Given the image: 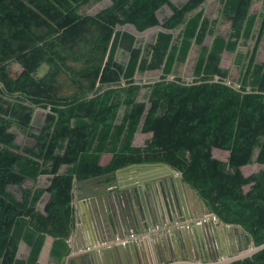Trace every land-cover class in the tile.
<instances>
[{"label":"trees","instance_id":"trees-1","mask_svg":"<svg viewBox=\"0 0 264 264\" xmlns=\"http://www.w3.org/2000/svg\"><path fill=\"white\" fill-rule=\"evenodd\" d=\"M103 1L0 0V264H42L48 236L51 256L64 264L74 177L133 163L170 164L212 214L240 224L248 244L264 243V60H257L264 10L251 11L253 0H221L230 22L223 33L220 20L206 14L208 0H108L89 10ZM127 25L161 30L144 41ZM194 45L187 81L178 72ZM225 53L236 54L237 88L224 82H235L222 64ZM155 70L158 78H141ZM29 104L50 110L37 130ZM14 128L34 145L18 143ZM139 131L153 135L135 146ZM214 148L229 151L228 160ZM105 153L112 157L102 164ZM254 163L262 168L246 175L242 167ZM42 175L47 186L23 187ZM22 240L31 248L25 258L17 257ZM228 264H264V249Z\"/></svg>","mask_w":264,"mask_h":264},{"label":"water","instance_id":"water-1","mask_svg":"<svg viewBox=\"0 0 264 264\" xmlns=\"http://www.w3.org/2000/svg\"><path fill=\"white\" fill-rule=\"evenodd\" d=\"M188 57L192 56L189 54ZM173 78L171 75L170 79ZM193 78L191 76L187 81ZM214 81H219V78ZM224 82L236 88L239 86L238 82L232 83L231 80ZM122 84H125V79H122ZM250 91L249 88L247 92ZM29 105L36 112L50 111ZM130 170L131 179L120 178V174ZM101 178L112 180L105 181L103 186L95 184ZM72 191L75 222L68 239L69 252L64 259L65 264H153L151 260L154 259H157L155 264H228L264 249V243H247L246 232L240 224L225 223L219 218L200 222L199 217L211 214L206 202L183 179L180 171L165 162L133 163L85 180L74 177ZM198 203L203 211L197 214L189 212L192 206L198 210ZM186 221L192 222L185 225ZM156 225L163 229L151 231ZM81 228L86 233L83 234ZM148 231L147 246L142 237L125 244L118 242L130 232ZM228 232L231 244L225 241ZM75 235L82 238L78 245L74 241ZM46 247L47 240L41 253Z\"/></svg>","mask_w":264,"mask_h":264},{"label":"rangeland","instance_id":"rangeland-1","mask_svg":"<svg viewBox=\"0 0 264 264\" xmlns=\"http://www.w3.org/2000/svg\"><path fill=\"white\" fill-rule=\"evenodd\" d=\"M175 1H179V0H175ZM108 3V0L103 1L101 3H96L94 4L89 10L91 12H96L97 10H99L100 8L104 7L106 4ZM221 8H222V3L221 0H208V2L206 3V14L209 15L211 18H218L220 20V24H219V30L223 33H226L230 27V22L228 21H224L223 17H222V13H221ZM251 11H256L259 12L261 10H264V0H253V3L251 4L250 7ZM166 13L170 12V9L167 7L165 9ZM162 17V16H161ZM124 28H128L129 30L133 31L134 33L138 34L140 37H142V39L144 41H153L156 37L157 31L159 28L161 27H156V28H152L146 32L140 33L138 32L134 26L132 25H127ZM212 39V36H208L206 43H210V40ZM250 44H253V41L250 42ZM196 45L193 46V48L191 49L190 55L192 57H189V59L186 61V63L181 64L179 67V74H182V76L185 79H188L189 77L193 76V65H194V52L196 53L197 50ZM245 49L247 50L248 48H244L243 51L245 52ZM120 54V58L123 61L127 60L128 54L126 52V49H122ZM235 58H236V54L235 53H227L226 55H224L223 58V66L224 67H229L230 68V75H231V79L233 81H237L239 75H240V69L239 67H237L234 62H235ZM258 61H263L264 60V42L262 43V46L259 48V52H258V57H257ZM17 67V66H15ZM160 74V70H155V71H151L148 72L146 74H144L143 76H141V78H143V80H154L156 78L159 77ZM138 79L140 78V76L137 77ZM40 115H45L46 112H44L43 110H38L37 112ZM14 130L16 131L17 134V142L20 143L21 145H25V146H31L34 143L33 139L30 138H26L27 136L24 135V133L18 129V128H14ZM147 137L146 140H150L149 135H144L142 136V138ZM216 157H223V154L220 155L218 151L215 150V154ZM221 159V158H220ZM261 167L260 164H252L250 166H248L246 169H244V173L246 175H248L251 171L253 170H258ZM250 186H246L245 190L247 191L249 189ZM242 243V241H241Z\"/></svg>","mask_w":264,"mask_h":264},{"label":"crops","instance_id":"crops-1","mask_svg":"<svg viewBox=\"0 0 264 264\" xmlns=\"http://www.w3.org/2000/svg\"><path fill=\"white\" fill-rule=\"evenodd\" d=\"M133 32V31H132ZM212 40V39H211ZM210 40V41H211ZM254 42L255 41H253V44H254ZM252 44V45H253ZM123 49V48H122ZM121 49V50H122ZM125 49V48H124ZM121 52V51H120ZM245 52H247V50L245 49ZM224 55H226V53L224 54ZM195 58H196V53L194 52V58H193V60H194V62H195ZM188 59H189V57H188ZM187 59V60H188ZM227 68H229V67H227ZM160 75V74H159ZM45 116V115H44ZM43 116V117H44ZM45 119V118H44ZM43 119V120H44ZM42 123H44V122H42ZM25 135V134H24ZM144 135H149V137L148 138H152V133H144V132H142V131H139V132H137L136 134H135V137H134V140H133V144L135 145V146H142V145H145L146 143H147V141L148 140H146L147 139V137H144V138H142V136H144ZM35 143V142H34ZM34 143L32 144V145H34ZM215 150L216 151H218L219 152V154L220 155H222L223 154V157H218V158H221V159H223V160H228V158H229V151H227V150H221V149H218V148H214V150H213V153L215 154ZM111 157H112V155L111 154H109V153H105L103 156H102V159H101V163L102 164H107L109 161H110V159H111ZM149 163H155V162H149ZM255 164V163H254ZM258 164V163H257ZM252 165V164H251ZM248 166H250V165H245V166H243L242 167V169H243V172H244V169H246ZM262 168V165H261V167L258 169V170H253V171H251L248 175H250V174H252V173H254V172H257V171H259L260 169ZM155 170V169H154ZM132 170H130V171H128V172H124L123 174H120V178H124V179H131L132 178V173H130ZM138 173V172H137ZM140 174V173H139ZM48 176V175H47ZM124 176V177H123ZM134 176H136V175H134ZM48 179H49V177H46L45 175H42V176H40L39 177V179L37 180V181H34V180H27L26 182H25V184L23 185V187H35V186H37V185H40V186H47L48 185ZM112 180V178L111 179H107V180H103L102 178L101 179H98V180H96L95 181V184H98L99 183V185L100 186H103V184L105 183V181H111ZM13 189L17 192V197L19 198V199H21L22 198V194H21V190H20V188L19 187H17V186H14L13 187ZM82 190H84V188L82 189ZM49 197H50V194H48V193H46L45 194V197L43 198V201L45 200V202L43 203V204H41V203H39V207L41 208V209H43L44 208V206H45V204H46V202L48 201V199H49ZM80 204H82V201H81V203ZM203 211V208L201 207V205L198 203V210H196L193 206L192 207H190L189 208V212H191L192 214H197V213H200V212H202ZM212 214V213H211ZM75 219V218H74ZM163 229V228H162ZM81 231L83 232V234L84 233H86V230L84 229V228H81ZM159 231V230H158ZM145 233H150V231H148V232H144V233H139V237L141 238L142 237V239L145 241V244H146V246L148 245L147 243H148V241H147V239H149L146 235H145ZM237 237H239V239H240V236L239 235H236ZM227 237H228V239L226 238L225 239V241L226 242H228L229 241V243L231 244V241H232V238H231V234L228 232L227 233ZM75 240V242H76V244L78 245V243H81L82 242V238H80L79 237V235H75V238H74ZM47 247L44 249V251H43V253H41L40 254V257H39V262L40 263H42V264H58L57 262V260L55 259V258H53L52 256H51V248H52V245H53V242H54V237H52V236H48L47 237ZM30 246H29V244H27L25 241H21L20 242V246H19V250H18V253H17V257H19V258H25V257H27L28 255H29V253H30ZM151 256H152V258H153V254H151ZM151 258V257H150ZM153 262V264H155V262H157V259H154V261H152L151 260V263ZM66 263V260L64 261V264Z\"/></svg>","mask_w":264,"mask_h":264},{"label":"built area","instance_id":"built-area-1","mask_svg":"<svg viewBox=\"0 0 264 264\" xmlns=\"http://www.w3.org/2000/svg\"><path fill=\"white\" fill-rule=\"evenodd\" d=\"M209 219H214V220H217L218 217L215 215V214H209L207 216H204V217H199L198 220L201 222L203 221H208ZM192 222V221H191ZM190 221H186L184 224H189L191 223ZM180 224V223H179ZM162 229V226L161 225H156L153 227V229L151 231H158V230H161ZM149 233H145V235H147ZM139 237V233H135V232H130L129 234H127L125 236V238H119L118 239V242H121V243H127L128 241L130 240H134V239H137Z\"/></svg>","mask_w":264,"mask_h":264},{"label":"flooded vegetation","instance_id":"flooded-vegetation-1","mask_svg":"<svg viewBox=\"0 0 264 264\" xmlns=\"http://www.w3.org/2000/svg\"><path fill=\"white\" fill-rule=\"evenodd\" d=\"M38 112V111H37ZM36 112V110L34 111V123H32L33 124V126H35V128L33 129V130H37V129H39V128H41V126L43 125V123L42 122H44L45 121V119H46V115L43 117V115H40V114H38ZM47 113V112H46ZM45 113V114H46ZM45 118V119H44ZM44 119V120H43ZM26 138H29V137H26ZM31 139V138H30Z\"/></svg>","mask_w":264,"mask_h":264}]
</instances>
